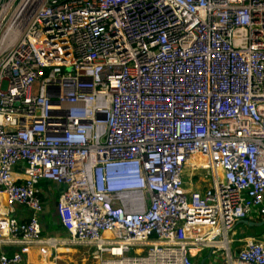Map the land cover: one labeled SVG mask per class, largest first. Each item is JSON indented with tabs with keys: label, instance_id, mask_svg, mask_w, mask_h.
<instances>
[{
	"label": "built area",
	"instance_id": "1",
	"mask_svg": "<svg viewBox=\"0 0 264 264\" xmlns=\"http://www.w3.org/2000/svg\"><path fill=\"white\" fill-rule=\"evenodd\" d=\"M186 170L206 187L188 189ZM43 182L61 187L64 239L42 235ZM252 217H264V0H0V264H25L6 246L264 264V238L230 252Z\"/></svg>",
	"mask_w": 264,
	"mask_h": 264
},
{
	"label": "crops",
	"instance_id": "2",
	"mask_svg": "<svg viewBox=\"0 0 264 264\" xmlns=\"http://www.w3.org/2000/svg\"><path fill=\"white\" fill-rule=\"evenodd\" d=\"M22 167L16 169V177H21ZM48 186H56L51 183L43 182L40 184L41 198L43 202V212L40 215V224L43 236H55L56 238L64 239L66 233L60 227L58 218L56 215V202L57 196L61 191V187L52 190L51 193L47 192ZM58 193V194H57ZM54 202V204H53ZM15 216L18 220L25 221L28 217V211L23 207H16ZM263 220V219H261ZM256 217H252L249 222L259 223L261 221ZM60 227V229H58ZM263 239L264 232L259 234L256 227H250L244 224H235L233 230L229 233V239L233 242L230 243V252L233 256H236L238 251L243 247L244 243L248 239ZM8 255L12 252L19 251L23 252V258L25 264H86L85 258H81L79 247H58L56 251L50 253L43 247H17V246H6L2 248ZM88 250V249H87ZM89 251V250H88ZM196 255L193 259L194 264H224L223 252H213L210 249H205L201 252H193Z\"/></svg>",
	"mask_w": 264,
	"mask_h": 264
},
{
	"label": "rangeland",
	"instance_id": "3",
	"mask_svg": "<svg viewBox=\"0 0 264 264\" xmlns=\"http://www.w3.org/2000/svg\"><path fill=\"white\" fill-rule=\"evenodd\" d=\"M190 171L189 170H186V172H185V178H184V180H185V183H186V187L189 189V188H196V189H198V190H202V189H204V187H206V185L205 184H192L191 185V180H195V178L196 177H192L191 175H190ZM196 176H198V177H201V178H203V176H204V173L203 172H198L197 174H196ZM55 188H57L56 186H48V188H47V192H49V193H51L52 192V190L54 191V189ZM53 204H54V202H53ZM75 248H78V247H75ZM79 252H80V259H79V262H80V260H81V258H85V260H86V264H97V262L93 259V256H92V254H93V250H87L86 248H84V247H79Z\"/></svg>",
	"mask_w": 264,
	"mask_h": 264
},
{
	"label": "water",
	"instance_id": "4",
	"mask_svg": "<svg viewBox=\"0 0 264 264\" xmlns=\"http://www.w3.org/2000/svg\"><path fill=\"white\" fill-rule=\"evenodd\" d=\"M237 224L249 225L250 227H263L264 226V217L259 223L249 222V221H239Z\"/></svg>",
	"mask_w": 264,
	"mask_h": 264
},
{
	"label": "trees",
	"instance_id": "5",
	"mask_svg": "<svg viewBox=\"0 0 264 264\" xmlns=\"http://www.w3.org/2000/svg\"><path fill=\"white\" fill-rule=\"evenodd\" d=\"M58 194V193H57ZM58 198V196L56 197ZM57 200V199H56ZM61 227V226H60ZM60 227H58V229H60ZM256 229L258 230L259 234L264 232V226L263 227H256Z\"/></svg>",
	"mask_w": 264,
	"mask_h": 264
},
{
	"label": "bare ground",
	"instance_id": "6",
	"mask_svg": "<svg viewBox=\"0 0 264 264\" xmlns=\"http://www.w3.org/2000/svg\"><path fill=\"white\" fill-rule=\"evenodd\" d=\"M194 162H201V164H202V165H204V164H205L203 160H201V159H198V158H196V159L194 160ZM218 175H219V173H218Z\"/></svg>",
	"mask_w": 264,
	"mask_h": 264
},
{
	"label": "clouds",
	"instance_id": "7",
	"mask_svg": "<svg viewBox=\"0 0 264 264\" xmlns=\"http://www.w3.org/2000/svg\"><path fill=\"white\" fill-rule=\"evenodd\" d=\"M58 222H59V220H58ZM60 225V224H59ZM62 228V227H61Z\"/></svg>",
	"mask_w": 264,
	"mask_h": 264
}]
</instances>
